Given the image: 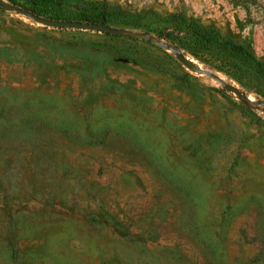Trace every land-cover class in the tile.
Instances as JSON below:
<instances>
[{"label": "rangeland", "instance_id": "obj_1", "mask_svg": "<svg viewBox=\"0 0 264 264\" xmlns=\"http://www.w3.org/2000/svg\"><path fill=\"white\" fill-rule=\"evenodd\" d=\"M92 3L158 41L0 5V264H264V81L217 68L220 49H181L174 17L264 62V0H80L39 16L100 17Z\"/></svg>", "mask_w": 264, "mask_h": 264}, {"label": "trees", "instance_id": "obj_2", "mask_svg": "<svg viewBox=\"0 0 264 264\" xmlns=\"http://www.w3.org/2000/svg\"><path fill=\"white\" fill-rule=\"evenodd\" d=\"M52 3H59L65 5H72L80 3V0H34L33 6L28 8L33 14L40 15L44 10H42L39 5ZM101 5L102 13L98 15L100 17L91 18L86 15H80L78 17H58L62 20H79V21H92L106 24V15L108 14V9L110 5L106 3H92ZM177 22L182 24L183 33L185 36L179 37L176 44L181 48L188 51L190 48H216L225 52L231 60H226L224 62L217 63V68L225 70L227 72H242V71H254L260 78L264 81V62L257 59L255 55L250 51L249 47L242 43L232 41L230 39L224 38L220 32L212 27H205L198 23V21L191 17H185L181 14H176L174 16ZM107 33V32H106ZM186 39V40H184ZM238 74V73H237Z\"/></svg>", "mask_w": 264, "mask_h": 264}, {"label": "water", "instance_id": "obj_3", "mask_svg": "<svg viewBox=\"0 0 264 264\" xmlns=\"http://www.w3.org/2000/svg\"><path fill=\"white\" fill-rule=\"evenodd\" d=\"M0 5L4 6L7 9L14 10L16 12L22 13L26 16L31 17L35 21H38L42 23L45 26H51V27H70L75 29H88V30H94V31H101V32H107L117 35H128V36H134V37H148L151 41L157 42L158 39L154 36H146L143 33L139 32H133L126 29H120L117 27H112L104 23L99 22H92V21H78V20H57V19H48L44 18L42 16L30 13L27 10H24L20 7H17L15 5L10 4L9 2L5 0H0ZM165 47L173 52V54L176 56V58L188 69L201 73L202 69L194 63L191 59H189L187 56H185L180 50H177L171 46L165 45ZM213 76V75H212ZM216 80H219L217 77L213 76ZM229 90H231L233 93L238 95L241 99L244 101L254 104V102L249 99L244 93L239 91L236 87L233 85L226 84L225 85ZM259 103H263V101H258Z\"/></svg>", "mask_w": 264, "mask_h": 264}]
</instances>
